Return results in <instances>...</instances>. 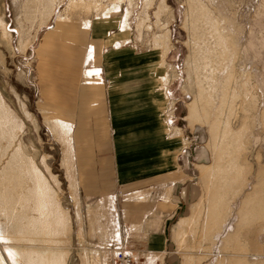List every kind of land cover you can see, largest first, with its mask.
<instances>
[{"label":"rangeland","instance_id":"1","mask_svg":"<svg viewBox=\"0 0 264 264\" xmlns=\"http://www.w3.org/2000/svg\"><path fill=\"white\" fill-rule=\"evenodd\" d=\"M94 16L124 18L137 51L161 56V118L197 164L190 201L166 222L162 264H264V0H0V205L24 173L33 197L48 187L47 217L28 230L0 207V264H87L85 246L117 230L106 204L74 202L83 191L68 169L72 130L39 85L44 36ZM128 215L140 230L143 215Z\"/></svg>","mask_w":264,"mask_h":264},{"label":"crops","instance_id":"2","mask_svg":"<svg viewBox=\"0 0 264 264\" xmlns=\"http://www.w3.org/2000/svg\"><path fill=\"white\" fill-rule=\"evenodd\" d=\"M80 26L47 33L38 47L42 102L55 108L59 117L55 121L63 120L72 130L68 169L74 185L83 191L74 202L106 204L112 218L117 217V223L112 220L116 232L96 243H124L142 264L165 263L166 222L190 201L197 164L193 151L168 135L161 118L157 92L166 75L161 56L154 50L137 51L124 18L94 16L87 27L84 22ZM26 178L30 185L20 189ZM32 188L31 172L18 179L15 196L8 189L2 191L8 199L0 207L6 209L8 202L9 211L27 219L16 222L19 229H27L30 219L43 212L47 217L48 187L46 195L34 197ZM128 214L143 215L140 230L131 226ZM75 215V227L87 240L89 228L79 223V212ZM95 218L91 213V220ZM136 234L142 237L140 246L133 242Z\"/></svg>","mask_w":264,"mask_h":264},{"label":"built area","instance_id":"3","mask_svg":"<svg viewBox=\"0 0 264 264\" xmlns=\"http://www.w3.org/2000/svg\"><path fill=\"white\" fill-rule=\"evenodd\" d=\"M173 104L170 106L168 122L172 121ZM87 264H142L124 246V243H90L85 246Z\"/></svg>","mask_w":264,"mask_h":264},{"label":"bare ground","instance_id":"4","mask_svg":"<svg viewBox=\"0 0 264 264\" xmlns=\"http://www.w3.org/2000/svg\"><path fill=\"white\" fill-rule=\"evenodd\" d=\"M102 244V243H101ZM84 250H85V248H84Z\"/></svg>","mask_w":264,"mask_h":264}]
</instances>
